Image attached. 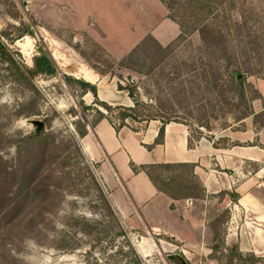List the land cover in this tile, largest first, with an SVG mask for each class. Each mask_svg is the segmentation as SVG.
I'll use <instances>...</instances> for the list:
<instances>
[{
  "label": "rangeland",
  "instance_id": "obj_1",
  "mask_svg": "<svg viewBox=\"0 0 264 264\" xmlns=\"http://www.w3.org/2000/svg\"><path fill=\"white\" fill-rule=\"evenodd\" d=\"M159 1L162 5L155 7L149 0H0V32L10 23L30 33L13 42L2 38L15 51L16 59L32 67L34 57L44 54L53 62L49 72L36 74L29 86L16 80L14 69L0 59V264H264V256L255 261L234 258L229 248L237 244H225L228 207L233 201L230 193H237L234 187L224 189L220 182L218 192L205 189L203 197L182 198V203L193 207L189 216L194 223L210 228L205 227L201 235L207 243L198 241L194 228H186L194 240L186 245L182 238L170 239L160 227L151 230L138 218H122L110 203L98 163L84 156L78 144L82 136L75 124L82 122L87 128L97 118L94 109L105 110L94 102L93 95L85 97L90 91L83 92L64 75L82 79L79 70L84 67L97 73L91 65L105 71L97 74L102 94L113 95L116 101L111 105L132 106L127 90L118 88L119 84L132 85L150 109L186 124L192 146L198 141L195 129H201L202 138L212 136L210 142L225 145L220 148L231 146L238 142L231 140V134L239 137L238 133L251 128L252 112L264 109V0H212L213 10L205 23L222 33L214 41L226 47L227 57L221 49L209 47L208 40L202 41L198 30L192 31L194 20L187 19L183 9H176L185 0H175L170 10ZM165 11L184 24L183 30L179 27L180 36L168 45L161 44L168 48L159 61L156 56L142 55L135 62L144 73L122 67L121 59L148 36L132 44L133 33H138L136 14H156L158 36L166 39L171 24L163 16ZM226 58L244 77L246 88L245 99L228 96L229 104L221 102L216 92L227 80L223 69L220 75L216 71ZM31 119L43 121L47 151L39 169L25 176L22 168L29 159L25 136L36 130ZM146 123L127 121L137 129ZM251 139L257 143L252 135ZM254 163L244 161L238 168L254 173ZM213 167L235 182L242 177L231 169ZM193 169L174 167L162 174L183 175L198 193L196 185L201 182ZM23 178L26 186L21 188ZM31 184L32 191H38L35 194L27 193ZM216 238L221 244L223 241V248L214 253L212 247L219 244ZM206 246L209 248L203 249ZM183 249L191 253L185 254Z\"/></svg>",
  "mask_w": 264,
  "mask_h": 264
},
{
  "label": "crops",
  "instance_id": "obj_2",
  "mask_svg": "<svg viewBox=\"0 0 264 264\" xmlns=\"http://www.w3.org/2000/svg\"><path fill=\"white\" fill-rule=\"evenodd\" d=\"M148 3L155 7L162 5L159 0H149ZM67 6L73 10L71 4L67 3ZM155 15L152 12L136 14L134 28L138 33L132 32L135 35L133 45L149 34L162 45H168L178 36L180 33L178 24L170 19L165 11L163 16L171 24L170 31L166 39L159 38L158 33L161 31L156 27ZM163 16L159 14L158 18L163 20ZM88 17L100 27L99 21L91 15ZM100 29L105 32L102 27ZM79 71L80 77L87 73L92 78V81L87 82L97 86V96L100 100L110 104L116 102L113 95L102 94L97 73L88 67ZM85 97L93 98L90 92H86ZM252 121L251 128L248 127L247 130L238 133L239 137H232L231 134V140H237L241 145L226 148L215 147L204 138H200L190 147L188 127L183 123L171 121L164 125L163 142L148 149L147 146L153 144L161 126V122L156 119L148 121L144 128L134 131L129 126L116 130L108 119L102 118L94 126H87V133L78 138V144L84 156L98 163V174L109 189L110 203L122 218L133 221L138 218L151 230L160 227L170 239H184L186 245L194 241L188 237L190 234L186 228L190 227L189 230L194 228L198 241L207 243L201 239V235L205 227L210 230L209 225L206 224L203 228L202 222L195 224L189 216L192 206L182 203V199H172L159 191L145 172H134L130 164L192 163L194 174L206 192H218L220 182L224 189L230 190L234 187L238 197L236 201L230 200V205L227 204L230 220L227 223L225 244L233 242L237 245L233 244L232 248L237 246L241 253L264 256V150L259 145L245 143L248 141L253 143L252 135L257 143L264 146V127L254 130ZM244 161L256 162L259 169L251 173L249 170L238 168ZM213 164L216 167L231 169L232 172L235 171L234 174L241 173L242 177L235 182L231 175L218 171ZM237 218H240V222ZM183 252L191 253L184 249Z\"/></svg>",
  "mask_w": 264,
  "mask_h": 264
},
{
  "label": "trees",
  "instance_id": "obj_3",
  "mask_svg": "<svg viewBox=\"0 0 264 264\" xmlns=\"http://www.w3.org/2000/svg\"><path fill=\"white\" fill-rule=\"evenodd\" d=\"M164 2V5L168 10L172 9V6L176 4L175 0H161ZM213 1L212 0H185L178 2V8L176 9H183L186 11L187 19L194 20V26L192 28V31L198 30L200 37L202 41L207 42L208 45L212 49L222 50L223 56L227 57V50L226 47H223L221 45L220 41H214L215 39H221L223 37L222 33L220 31H216L210 23H205V21L208 18V15L213 10ZM177 6V5H176ZM182 18H186L183 14L181 15ZM172 20H174L180 27V29H184V24L180 21V19H176L173 15H168ZM10 30V31H8ZM15 34V35H13ZM30 34L27 28H21L17 25L13 24H7L6 28L0 32V59L8 65L12 69H14V76L15 79L24 82L26 85L32 86V79L33 77L42 72H49L51 65H53L52 60L49 57H45V55H41L39 57H34L33 59V66L29 67L26 64L19 62L15 57V51H13L9 45L2 40V38L15 41L19 37H22L24 35ZM181 34V33H180ZM180 36V35H179ZM178 36V37H179ZM177 37V38H178ZM150 41V43H149ZM147 42V44H146ZM168 47L162 46L158 41H156L151 35L146 36L132 51H130L125 57H123L120 61V65L122 67L132 69L134 71L144 73L145 71L137 66L136 61L140 60L142 58V55H144L146 58H154L156 56L157 61L160 60L161 54L164 53L167 50ZM91 67L98 73L103 74L105 71L99 70L98 67H95L94 65H91ZM153 68L152 65H150V69ZM149 69V70H150ZM221 69L224 70L227 76V80L225 83H222L221 86H218L216 88V92L218 96L220 97L221 102L224 101L229 104V101L226 100V97L230 96L231 98L233 96H237V99H245L246 98V88L243 83V76H240V71L237 69V67L234 65V63L229 59H225V64L217 68L216 71L219 72ZM221 73L219 72V75ZM64 79L67 82H76L80 86L81 90L83 92L90 91L92 95L94 96V102L98 104L100 107H102L105 111H101L99 109H94L97 118L94 122H89L90 126H94L97 121H99L102 118L108 119L114 126L116 130L123 126H129L127 124V121H133V122H148L150 120H159L161 122V126L159 127L158 134L156 138L154 139L153 144L147 146L148 149L155 146L156 144H161L163 142L164 137V125L168 122L175 121L185 124L183 121H180L178 119H175L174 117H171L167 115L164 111H157L150 109L151 106L148 103H145L142 101L135 89L132 85L128 84L126 86L118 85L119 89H125L127 90L128 96L132 99L133 105L132 106H125V105H116L113 106L106 101L100 100L97 97V88L94 84L89 83L82 79H77L69 75H64ZM224 84H227V89L225 88ZM216 86V85H215ZM224 86V87H223ZM226 100V101H225ZM84 108L88 109V106H84ZM253 117V125L256 129H260L261 127H264V109L260 110L258 112H252ZM186 125V124H185ZM203 126V125H200ZM130 127V126H129ZM132 128L134 131H137V128ZM206 128H208L206 126ZM75 130L79 136H84L87 132L86 124H83L82 122H78L75 124ZM199 130V131H198ZM195 132H198L197 140L200 139V137H204L205 135H202L201 129H195ZM47 134L44 133L43 129L40 131L33 132L32 134H29L25 136L26 140V150L29 154V159L25 162L24 167L22 168L23 174L25 176L33 175L35 171L39 169V166L44 162L47 148L44 146L47 142ZM209 140L212 139V136H206ZM223 138V137H222ZM220 140H224L219 138ZM218 139V141H219ZM52 143V142H50ZM77 143H73L74 146H76ZM214 146L216 147H225V145H218L217 142L213 141ZM229 145H241L239 142H233ZM249 145H259L263 150L264 146L259 143H249ZM78 146V145H77ZM188 146H192V142L190 137L188 138ZM53 147H56V145H53ZM254 163V162H249ZM131 168L134 172L143 171L147 174L151 182L154 184V186L161 192L165 193L169 197L175 200H180L182 198L187 197H194L199 198L203 197L205 193V188L202 186V184H197L196 187L199 189L198 193L193 192L192 190V184L188 180V178L183 177V175H170V176H164L162 173L167 170L174 167H190V170L193 169L194 165L192 163H153V164H141V165H135L133 163L130 164ZM254 169L253 171L258 170V164L254 163ZM32 185V184H31ZM28 185L29 188L27 189L28 194H35L38 191H32L33 185ZM20 186H23L21 188H24L26 186L25 179L23 178V182H20ZM34 189V188H33ZM238 197L237 193H230V198L235 201ZM106 206L108 211H110V203L108 200H106ZM212 230L215 232V225L211 224ZM123 234V231H120ZM215 239V238H214ZM218 240V238H216ZM219 244L215 247H212V251L216 253L217 251H221L223 248V241L221 244V240H218ZM222 245V246H221ZM230 253L233 255L234 258L238 259H248L250 261L258 260L259 257L253 255V254H242L240 251L237 250V248H229Z\"/></svg>",
  "mask_w": 264,
  "mask_h": 264
},
{
  "label": "water",
  "instance_id": "obj_4",
  "mask_svg": "<svg viewBox=\"0 0 264 264\" xmlns=\"http://www.w3.org/2000/svg\"><path fill=\"white\" fill-rule=\"evenodd\" d=\"M30 122L36 127V131H40L44 127V123H43L42 120H39V119H31Z\"/></svg>",
  "mask_w": 264,
  "mask_h": 264
},
{
  "label": "bare ground",
  "instance_id": "obj_5",
  "mask_svg": "<svg viewBox=\"0 0 264 264\" xmlns=\"http://www.w3.org/2000/svg\"><path fill=\"white\" fill-rule=\"evenodd\" d=\"M81 78L86 80V81H92V78L89 75H87V73H86V75L84 74V76Z\"/></svg>",
  "mask_w": 264,
  "mask_h": 264
}]
</instances>
